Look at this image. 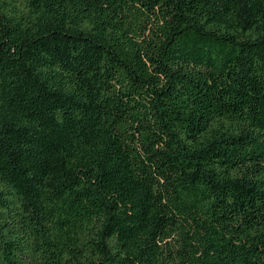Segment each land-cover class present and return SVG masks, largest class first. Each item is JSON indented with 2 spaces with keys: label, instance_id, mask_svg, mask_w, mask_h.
I'll list each match as a JSON object with an SVG mask.
<instances>
[{
  "label": "trees",
  "instance_id": "16d2710c",
  "mask_svg": "<svg viewBox=\"0 0 264 264\" xmlns=\"http://www.w3.org/2000/svg\"><path fill=\"white\" fill-rule=\"evenodd\" d=\"M0 264H264V0H0Z\"/></svg>",
  "mask_w": 264,
  "mask_h": 264
}]
</instances>
